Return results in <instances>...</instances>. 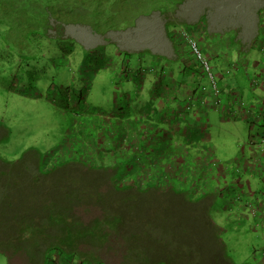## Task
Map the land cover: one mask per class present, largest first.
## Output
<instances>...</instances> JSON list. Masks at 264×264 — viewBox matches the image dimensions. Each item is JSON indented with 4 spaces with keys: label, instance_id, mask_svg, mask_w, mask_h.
Here are the masks:
<instances>
[{
    "label": "rangeland",
    "instance_id": "rangeland-1",
    "mask_svg": "<svg viewBox=\"0 0 264 264\" xmlns=\"http://www.w3.org/2000/svg\"><path fill=\"white\" fill-rule=\"evenodd\" d=\"M64 1L54 3L63 17L50 34L62 24L68 41L48 52L66 57L30 63L23 88L25 77L44 80L32 95L0 96V170L21 179L22 196L38 184L55 206L79 190L72 215L84 225L122 215L114 227L127 246L110 264L132 249L148 264H264V119L248 130L240 110L255 115L245 102L264 0ZM237 29L257 31L246 51ZM184 101L193 110L183 112ZM92 194L111 199L103 216L80 214Z\"/></svg>",
    "mask_w": 264,
    "mask_h": 264
},
{
    "label": "trees",
    "instance_id": "trees-1",
    "mask_svg": "<svg viewBox=\"0 0 264 264\" xmlns=\"http://www.w3.org/2000/svg\"><path fill=\"white\" fill-rule=\"evenodd\" d=\"M59 1L0 0V96L32 95L31 91L38 89L44 80L39 78L38 81L35 76L25 77L26 84L23 88L22 77L30 74V63L43 61L53 66L55 58L66 57L64 53L48 52V47L53 46V42L68 41L67 37H63L62 24H58L59 37L55 38L50 34L55 29L57 20L63 17L58 6L54 5ZM71 1L80 3L81 0ZM60 47V51L66 53L65 47ZM23 65L26 66L25 70ZM52 87L53 84L49 89ZM7 179L10 181L8 185L5 184ZM20 182L21 179L10 175L8 170H0V252L4 254L7 264H110L105 258L113 257L117 246L124 245L123 236L114 227L122 215L118 217L112 214L109 217L107 214L108 217L97 218L91 225H84L78 220L80 215H76L78 218L72 215L75 212L73 206L83 201L80 200L79 190L68 192L58 205L65 203L55 206L52 201L45 199L47 196L44 193L49 191H38V184L30 190L35 195L29 193L28 196H22L23 191L21 194L19 188L23 187L19 185ZM115 189L130 190L133 187ZM84 201L86 206L80 209V214L94 210L93 212L103 216L111 204V199L107 196L102 198L93 194L84 196ZM100 223L103 226L96 233L93 224ZM121 232L124 233L122 230ZM116 235L119 236L118 240ZM90 238L100 244L102 251L94 253L89 250ZM82 243L87 251L81 248ZM119 251L123 252L121 249ZM132 254L135 259H131ZM147 259L148 257H140L132 249L117 264H148Z\"/></svg>",
    "mask_w": 264,
    "mask_h": 264
},
{
    "label": "crops",
    "instance_id": "crops-1",
    "mask_svg": "<svg viewBox=\"0 0 264 264\" xmlns=\"http://www.w3.org/2000/svg\"><path fill=\"white\" fill-rule=\"evenodd\" d=\"M242 1H245V0H242ZM247 7L250 10L251 5L248 4ZM254 21L255 22L257 21V16L255 17ZM245 25L246 24H244L241 27H244ZM203 27L206 28V25H203ZM249 34L250 33H249V31L247 29L246 30H243V29L238 30L237 29V32H236V35H235V38H236L235 41L237 43H239L240 48L243 49V51H246L247 49H249V47L252 44V42L254 41L255 37L258 36L257 31H256V33L253 34V36H250L249 37ZM174 40H175L174 37H171V38L168 37L167 46H168V50H170L175 55V50H176L175 47H176V44L173 42ZM263 43H264V41L262 40V44ZM262 50H264V45L260 49L261 56H259L258 60L257 59H254L255 61L253 60L254 62H251V63L255 64V66L254 65L252 66V67H254V71H255L254 76L252 77V80H254L255 83H252V85L250 87L251 89L249 90L250 97L248 98V96H247L246 102H245V103H248V104H251L252 106H254L255 115H254V113H253V111H252L251 108H248L246 106H243L240 109V110H243L242 111V114H243L242 117H243V119L246 120L245 123L247 122L250 125L249 128H248V130H250L252 123H256V122H258V120L260 121V123H262V120L264 119V62L261 59V58H264V52H262ZM221 53L222 52H219V55H221ZM250 60L251 59H249V61ZM241 65L242 66H240L239 68L242 67L241 69L243 70V72H248V70L250 68H248V66L244 62ZM235 70H238V68H235ZM256 80H257V82H256ZM189 92H188V94H189ZM191 93H195V89L194 88H192ZM187 95H186V97H188ZM183 106L185 107V108H183V112L186 111L188 113L189 111L193 110L192 105L191 106H188V102H186V101L183 102ZM205 106L207 107V105H205ZM186 108H187L188 111L186 110ZM225 108H223L224 111H225ZM226 114H227V111H226ZM240 116H241V114L238 113V118ZM248 116H251V117L254 116V122L251 121L249 118H248L249 120L246 119V117H248ZM198 118H200V122H202V121L206 122L207 116L203 115L202 117H198ZM180 119L181 118H179V120ZM196 119H197L196 116L191 117V118L190 117H186L184 119V121L180 120V123H183L184 122L183 124H186V123H189V122H194V120H196ZM219 119H221V120H227V121L231 120V119H227V118L224 119L223 117H219ZM204 122H202V123H204ZM174 123H177V122L174 121ZM180 123L178 122L177 124H180ZM202 138H204L205 140L208 141L209 136L206 133ZM197 147H198V145H197Z\"/></svg>",
    "mask_w": 264,
    "mask_h": 264
}]
</instances>
